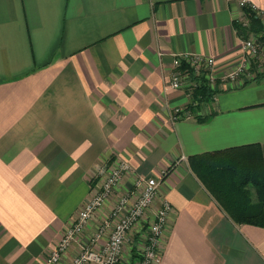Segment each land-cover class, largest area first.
<instances>
[{
  "label": "crops",
  "instance_id": "obj_1",
  "mask_svg": "<svg viewBox=\"0 0 264 264\" xmlns=\"http://www.w3.org/2000/svg\"><path fill=\"white\" fill-rule=\"evenodd\" d=\"M248 1L264 12V0ZM242 16L237 0H0V264H53L120 161L130 169L116 192L129 204L137 177L171 167L158 193L172 206L159 264H264V229L233 223L188 163L248 144L264 161V74L223 79L243 56ZM179 53L213 56L216 88L173 120L191 102L184 87L168 88ZM107 213L88 220L58 264H72ZM138 226L120 264L136 260Z\"/></svg>",
  "mask_w": 264,
  "mask_h": 264
},
{
  "label": "built area",
  "instance_id": "obj_2",
  "mask_svg": "<svg viewBox=\"0 0 264 264\" xmlns=\"http://www.w3.org/2000/svg\"><path fill=\"white\" fill-rule=\"evenodd\" d=\"M237 1L239 8L243 11V16L238 21L241 27L250 30L244 9H250L264 23L263 11L258 10L248 0ZM259 34L260 36L254 35L249 31L246 37L242 38L240 46L243 56L237 61L232 70L224 74L223 79L236 80L242 76L253 77V68H255L254 70L262 69L259 67L263 63L260 62L257 65L255 64L257 61L254 60L264 56V41L260 39L262 34ZM215 65L216 61L213 56L195 53L174 54L172 56V70L168 88L175 90L184 87L187 95L192 98V93L203 84L202 78H204L205 84L210 90H214L216 88ZM211 98H214L213 94ZM192 104L199 105L197 102ZM190 116L191 111L186 107L176 108L173 111V120ZM129 169L128 162L120 161L117 167L108 173L105 183L96 192L92 193L91 197L82 204L75 214L71 226L66 228L62 238L53 249L49 259L50 263H59L61 256L82 232L88 220L113 195L114 189L117 188ZM170 169L171 167L163 170L158 177H137L134 181V188L139 191L138 197L132 204L128 205L129 198L119 195L122 197L111 207L108 217L101 222L98 232L90 240L91 243L81 248V251L73 258L72 264H120L121 250L127 239V233L147 210H151L154 217L140 238L142 247L137 250V254H140L141 260L139 259L137 264H159L161 238L172 206L167 200L158 201V193L159 186L170 172ZM155 201L157 202L156 205ZM124 209L126 215L123 214ZM106 233L108 236L103 247L99 251L94 250L93 245Z\"/></svg>",
  "mask_w": 264,
  "mask_h": 264
},
{
  "label": "trees",
  "instance_id": "obj_3",
  "mask_svg": "<svg viewBox=\"0 0 264 264\" xmlns=\"http://www.w3.org/2000/svg\"><path fill=\"white\" fill-rule=\"evenodd\" d=\"M250 32L264 30L261 20L250 9H244ZM213 90L202 84L192 93L189 110L208 102ZM189 167L219 207L235 224L264 229V161L258 144H248L188 158Z\"/></svg>",
  "mask_w": 264,
  "mask_h": 264
},
{
  "label": "rangeland",
  "instance_id": "obj_4",
  "mask_svg": "<svg viewBox=\"0 0 264 264\" xmlns=\"http://www.w3.org/2000/svg\"><path fill=\"white\" fill-rule=\"evenodd\" d=\"M263 25V24H262ZM264 26V25H263ZM256 35H258V36H260V34L259 33H255ZM260 39L262 40V35H261V37H260ZM264 41V40H263ZM254 60H256L257 62H255V64H259L260 62L261 63H263V65H261L259 68H262V69H260V70H262V71H260V72H262V73H259L260 75H263L264 74V56H262L260 59H254ZM255 72V73H254ZM253 74L254 75H258V73H256V71L254 70V68H253ZM190 100H191V98H190ZM192 101V100H191ZM187 107V106H186ZM110 170H108V172H109ZM108 172H107V174H106V176H105V179L103 180V182H102V184L100 185V187L105 183V181H106V178H107V175H108ZM105 173V172H104ZM120 184V183H119ZM119 186V185H118ZM118 186H117V188H115L114 189V191H113V195L109 198V200H107V201H105L104 203H103V206L102 207H104V205L106 206L107 205V211H108V213L106 214V216L103 218V220H105L107 217H108V215H109V213H110V210H111V207H113L116 203H117V201H118V199L120 198V197H122V196H118L117 195V189H118ZM135 195H136V198L138 197V195H139V191L138 190H136L135 191ZM127 196V195H126ZM128 198H130L129 196H127ZM111 198H114L113 199V201H110L111 200ZM135 201V200H134ZM157 204V202L155 201V205ZM128 205H130L129 203H128ZM97 212H98V210H97ZM123 214L124 215H126V210L124 209V211H123ZM149 220L147 219V217H146V213H144L143 214V216L141 217V218H139L137 221H136V223L132 226V228L128 231V233H127V239H126V241L128 240V238L130 237V235H131V233L133 232V229H134V227H137L138 225H141V224H143V229H141L140 230V232H137V238L139 239V241H140V238L142 237V235H143V233L146 231V228H147V226L149 225ZM145 224V225H144ZM139 227V226H138ZM107 234V233H106ZM108 236V235H107ZM125 241V242H126ZM125 242H124V244H125ZM131 242H132V245L135 243L136 244V246H134V248L136 249V247H137V250H139L141 247H142V245L141 244H139V243H137L136 242V240L134 241V240H131ZM124 244H123V246H124ZM134 244V245H135ZM123 246H122V249H123ZM139 253V252H138ZM139 259L141 260V256H140V254H136V260L134 261V264H137L138 262H139ZM120 260H121V263H123L122 262V250H121V255H120ZM124 263L126 264V261H124Z\"/></svg>",
  "mask_w": 264,
  "mask_h": 264
}]
</instances>
